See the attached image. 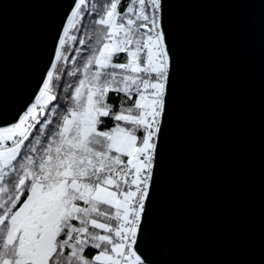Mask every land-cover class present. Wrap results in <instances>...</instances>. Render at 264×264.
Wrapping results in <instances>:
<instances>
[{
  "label": "snow or ice",
  "instance_id": "obj_1",
  "mask_svg": "<svg viewBox=\"0 0 264 264\" xmlns=\"http://www.w3.org/2000/svg\"><path fill=\"white\" fill-rule=\"evenodd\" d=\"M56 9L35 82L0 91V264H167L164 191L188 72L172 0ZM80 29L86 55L61 102L53 79Z\"/></svg>",
  "mask_w": 264,
  "mask_h": 264
},
{
  "label": "water",
  "instance_id": "obj_2",
  "mask_svg": "<svg viewBox=\"0 0 264 264\" xmlns=\"http://www.w3.org/2000/svg\"><path fill=\"white\" fill-rule=\"evenodd\" d=\"M56 2L0 0V91L35 82ZM172 12L188 72L157 258L264 264V0H172Z\"/></svg>",
  "mask_w": 264,
  "mask_h": 264
},
{
  "label": "trees",
  "instance_id": "obj_3",
  "mask_svg": "<svg viewBox=\"0 0 264 264\" xmlns=\"http://www.w3.org/2000/svg\"><path fill=\"white\" fill-rule=\"evenodd\" d=\"M104 0H89V3H96L97 6L99 7ZM126 2V0H125ZM86 26L88 28V31L91 32V26L88 22H85ZM76 36V37H83L86 39V44L85 45H80L78 43V40H73L71 37ZM88 37L85 35V30L80 29L79 31L77 30H70L69 33V38L67 41V49L68 51L66 52V55L69 57L67 61H62L58 65L59 71L57 74L54 76L53 79V89L57 94V100L58 101H63V94H64V84L68 83L69 85H72L75 80L78 79L79 74L77 76H69L67 73L71 70H74L75 68H78L82 64V57L86 55L85 52H81L77 54L75 52V48L79 47L81 49L87 48L88 43H87ZM75 56V60L71 59V57ZM110 123V122H109Z\"/></svg>",
  "mask_w": 264,
  "mask_h": 264
}]
</instances>
